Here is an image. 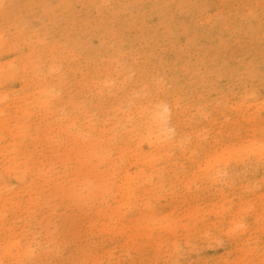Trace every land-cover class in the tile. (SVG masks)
Instances as JSON below:
<instances>
[{
  "label": "bare ground",
  "instance_id": "bare-ground-1",
  "mask_svg": "<svg viewBox=\"0 0 264 264\" xmlns=\"http://www.w3.org/2000/svg\"><path fill=\"white\" fill-rule=\"evenodd\" d=\"M103 1L106 0H9L8 9L0 8L2 24L9 16L18 23L22 18L23 29L33 27L38 21L37 11L57 26L56 30L53 29L55 31L47 29L51 33L53 50L46 55L44 72L32 59L44 55L38 50L39 45L41 50L51 48L45 45L39 34L40 23L29 32L32 38L23 37L25 41L21 45L13 41L8 44L12 59L19 60L26 71L30 68L32 72L27 71L21 80L18 78L19 84L28 87L29 95L14 101V114L7 116L0 108V132H7L10 136L6 145L1 144L0 137V158L3 157L0 162V246L3 256L6 254L9 259L20 263L31 262L35 256L34 247L41 233L38 223L45 219L50 221L48 216L51 217L56 210L51 204L53 196H59L64 201L63 206H90V219L85 220L87 232L93 233L102 226L101 232L106 233L115 231L116 218L122 217L123 210L138 201L148 209L147 199L150 194H157L156 183H151L154 171L146 174L142 165L147 162L151 169L156 155L169 148L171 143L164 134L165 121L169 116L177 117V101L170 106L166 93H163L151 104L146 102L151 109L150 120L143 122L144 114L139 110L136 115L123 112L121 119L114 120L108 128L106 123L113 102L109 90L113 71L123 78L127 96L140 76H146L155 89H160L159 77L154 71L156 62L157 67L165 68L164 73L176 90L190 89L206 82L209 77L211 82L228 80L229 77L264 78V52L260 56L250 55L248 51L249 56L241 63L236 59H231L230 63L221 62L208 56L211 53L206 51V44L219 50L227 39L237 42L243 22L232 23L226 17H219L205 34L195 16L204 11L207 0H163L161 11L155 8V0H122L110 14L101 11L99 2ZM257 1L261 3V14L252 8L242 15L254 40L264 37V2ZM84 5L90 7L91 15H83ZM183 14H186V20L182 18ZM64 19L67 20L64 24H68L59 25ZM11 20L8 21L9 27L15 35L21 23ZM163 42L169 44L170 58L152 55V69L148 72L144 66L135 65L132 71L138 73L137 78L124 72L117 62H111V54L118 49L122 48L128 54L134 44L153 48ZM89 45L92 46L89 56H100L103 62H96L92 70L84 72L86 65L76 59L71 84L65 83L62 76L56 74V48L70 50L73 47L75 50L78 46L89 48ZM182 53L185 54L184 60L181 59ZM240 57L244 59L242 55ZM83 86L89 89L88 95H81L79 88ZM221 87L225 88L223 82ZM62 91L65 93L60 96ZM223 91L226 89L220 93H227ZM94 109L102 113L100 123L88 120V113ZM139 115L141 117L137 118ZM24 141L26 144L21 147L23 155L20 156L19 147ZM256 144H251L252 150L260 151ZM225 153L221 151L205 160L207 164L202 170L207 182H215L220 177L219 163ZM57 162L61 163L62 170L54 167ZM154 212L151 209L149 214ZM142 216H137L136 220ZM35 217L37 222H34ZM56 232L53 225L47 228L44 246L40 245L42 252H49L48 244L53 245ZM95 244L85 247L86 250L76 257L72 256V264H86L87 257L89 262L90 258L96 260L100 253ZM94 264H99L98 260Z\"/></svg>",
  "mask_w": 264,
  "mask_h": 264
},
{
  "label": "rangeland",
  "instance_id": "rangeland-1",
  "mask_svg": "<svg viewBox=\"0 0 264 264\" xmlns=\"http://www.w3.org/2000/svg\"><path fill=\"white\" fill-rule=\"evenodd\" d=\"M121 2L106 0L99 2V6L105 14H110ZM155 3V8L161 11L163 0H155ZM207 3L204 11L195 16L205 34L219 17H226L232 23L243 22L237 42L227 39L219 50L206 44V51L211 53L209 57L229 63L231 59H236L241 63L249 53L262 56L264 37H257V42L251 39L253 32L246 24L247 20L243 21L245 16H242L252 8L261 14L259 1L207 0ZM8 5L9 0L0 2L1 9H8ZM82 7L86 8L82 11L85 13L83 15L92 14L90 7ZM36 17V24L27 29H23L22 18H19L21 25L13 17L7 16L4 24L0 19V108L7 116L14 114V101L23 100L29 95L28 87L19 84L18 78L23 79L20 77L27 71L32 73L30 68L26 71L19 60L12 59L8 52L9 42L21 45L25 41L23 37H30L29 32L40 23L42 29L39 34L45 45L51 46L50 49L46 47L41 50L39 45L38 50L44 55L32 57L41 72L45 70L46 55L53 50L50 31L54 27L56 30L57 26L37 11ZM182 18L186 20V14ZM10 20L20 25L15 35L9 27ZM66 21L59 25L66 26ZM69 23L72 24V21ZM148 46L134 44L128 54L126 50L118 49L111 54V62H117L124 72H130L132 78H137L138 73L132 71L135 65L144 66L145 72H148L152 69V55L170 58L167 42L153 48ZM91 47L78 46L75 50L73 47L70 50L56 48V74L62 76L65 83L71 84L72 69L78 62L76 59L79 58L86 65L84 72L92 70L96 62H103L100 56H89ZM241 55L244 59H241ZM184 58L185 54L182 53L181 59ZM157 64L154 71L159 77L160 89H155L146 76H140L129 96L126 95L123 78L112 72L109 90L113 102L106 123L109 128L114 120L121 119L123 112H134L136 115L138 110L144 114L142 121L148 120L151 109L146 102L151 104L163 93H166L169 105L177 101V117L169 116L165 121L164 134L171 143L169 148L156 155L151 169L147 162L142 165L146 174L154 171L151 183H156L157 194L147 197L150 207L146 209V206L140 205L142 201H138L136 205L123 210L121 218H116L115 231L104 233L101 232L102 226H99L98 231L89 233L85 220L90 219L91 207L63 206L64 201L59 196H53L51 204L56 210L51 217L48 216L50 221L45 219L38 223L41 233L32 261L20 263L9 259L6 254L2 255L0 246V264H72V256L76 257L95 243L100 253L96 258L99 264H264V154H261V151L264 152V78L229 77L228 80L211 82L212 78L209 77L206 82L190 89L176 90L164 73L165 68L157 67ZM222 82L225 88L221 87ZM80 89L81 95H88L87 87ZM223 89L227 93H220ZM64 93L62 91L59 95L63 96ZM102 118L99 109L88 113V120L92 122L100 123ZM0 137L2 145L9 144L7 132H0ZM253 143H257L255 147L260 146L261 150L253 151ZM24 144L25 141L20 144V156L23 155L21 147ZM209 150L213 151L209 153ZM216 150L218 153L213 154ZM221 151L222 154L226 152L219 163L222 173L217 181L209 183L204 179L202 167L206 166L208 157ZM2 160L3 157L0 162ZM54 167L56 170L63 169L60 162ZM151 209L155 210L153 215L149 214ZM141 214L140 220H136ZM37 221L35 217L34 222ZM52 225L57 231L52 242L55 246L48 244L49 252L44 253L40 245L44 246L45 231ZM96 260L90 258L89 262L87 257L86 264H94Z\"/></svg>",
  "mask_w": 264,
  "mask_h": 264
}]
</instances>
